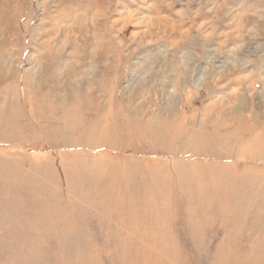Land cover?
Returning a JSON list of instances; mask_svg holds the SVG:
<instances>
[{
    "label": "rangeland",
    "instance_id": "374dc122",
    "mask_svg": "<svg viewBox=\"0 0 264 264\" xmlns=\"http://www.w3.org/2000/svg\"><path fill=\"white\" fill-rule=\"evenodd\" d=\"M127 112L147 137L96 146ZM254 246L264 0H0V264H258Z\"/></svg>",
    "mask_w": 264,
    "mask_h": 264
},
{
    "label": "bare ground",
    "instance_id": "6f19581e",
    "mask_svg": "<svg viewBox=\"0 0 264 264\" xmlns=\"http://www.w3.org/2000/svg\"><path fill=\"white\" fill-rule=\"evenodd\" d=\"M136 113H138L140 116L141 113L142 115H144V110L143 107L138 105L135 109ZM127 114V115H126ZM93 114H91L90 116H92ZM134 116L136 115H132V117L130 116V114L124 113L123 116H117L115 117L110 123L107 122H102L100 124H98V122L96 124H94L88 131V134L96 139V136H98L100 139L96 140V146H102V148L104 146H109L112 144V141H115L116 137L122 136L125 137L126 136V132H129L131 134L137 135L138 138L142 137H147L145 135L144 132H140L137 130L138 128L136 127L135 124L130 122V119H133ZM91 119V118H90ZM102 121V120H100ZM122 122V123H121ZM174 119H171V124L172 126L174 125ZM126 124V125H125ZM147 125V122L145 123ZM152 127V125H150ZM65 129V127H62L60 130L63 131ZM180 132H184V129H182ZM179 132V133H180ZM158 134V132L156 133ZM204 134H202L201 130H198L196 132H194V135L191 137V140L189 141V145L188 147H190V150L193 152H197L199 147H203V142L201 139V137H203ZM97 137V138H98ZM163 138V137H161ZM112 139V141H110ZM188 142V141H187ZM95 142L89 143L90 145H93ZM129 146H139L137 144V142H132L131 144H129ZM240 154H243L245 151L243 149L240 150ZM121 163L124 164V161L122 160ZM123 235V238L121 240H116L117 242H124L126 241L131 235H134L135 233H128V232H121ZM116 235H118V233H115ZM251 251H253V254H248L246 257L255 260L258 264H264V248L260 247V246H254L253 248H251ZM250 250H248V252H251Z\"/></svg>",
    "mask_w": 264,
    "mask_h": 264
}]
</instances>
